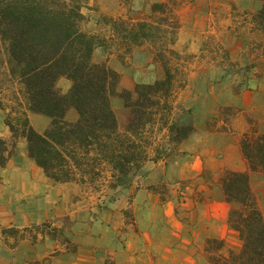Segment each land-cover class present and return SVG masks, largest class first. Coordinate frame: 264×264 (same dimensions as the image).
Wrapping results in <instances>:
<instances>
[{
    "label": "crops",
    "instance_id": "1",
    "mask_svg": "<svg viewBox=\"0 0 264 264\" xmlns=\"http://www.w3.org/2000/svg\"><path fill=\"white\" fill-rule=\"evenodd\" d=\"M122 1L102 0V6L94 13L98 14L101 10L104 14L118 16V19L127 17L129 21H133L130 13L134 17L141 16L138 11L135 15L128 12ZM140 3L144 14L149 12L167 17L169 25H173V38L169 41L171 50L197 57L190 66L187 80L183 81L186 88L191 89V96L184 103H179V107L191 112L194 132L164 159L147 161L127 186L116 191H96L89 184L59 183L48 177L29 157L26 131L20 130L12 155L0 167V228L24 229L64 218L73 225H79L73 229L75 249L70 253L52 256L44 264H105L106 260H114L118 264L124 261L137 264H189L203 241L209 238L221 240L222 234L218 232L225 229L238 239V245L233 250L237 251L240 247L237 233L227 223L230 205L224 201L218 179L224 170L245 171L246 164L239 145L230 134L212 132L206 126L212 116H217L218 105L236 102L229 100L226 103L222 97L218 99V94L201 99L196 94L192 95V92L198 87L219 90L223 86L219 78L205 74L210 68L214 69L213 64L218 62L217 56L222 48L228 53L231 62L239 66L248 65L252 76L249 82L253 90L242 92L236 97V104L250 113H261L258 105H264V30L258 25L256 15L262 9L263 2L182 0L173 4V0H140ZM242 16H245V21H241ZM235 22L238 24L236 28ZM83 27L99 36L98 30L108 28L97 17L87 20ZM110 48L109 44L96 47L91 60L96 64L105 63L119 75L117 93L133 92L137 84L164 79L162 65L149 44L134 45L128 53L115 52ZM209 50L215 56L214 60L206 58ZM186 76L187 73L184 78ZM56 87L65 94L71 82L60 78ZM110 106L116 116L118 131L125 132L131 120L129 109L124 107L118 96L110 98ZM64 119L68 123L76 122V110L68 109ZM27 122L30 128L40 134L49 128L51 118L28 113ZM11 137L5 124V113L0 109V139L10 144ZM230 152L234 155L231 156ZM204 170H208L211 180L208 182L210 187L203 188L206 198L199 204L197 226L204 232L200 241V237L193 233L192 225L187 224V219L178 221L172 211V203L167 199L178 192L177 186L182 182L186 192L188 181L196 176L199 180L198 176ZM159 186L168 189L164 201L155 191ZM213 194L216 201L211 198ZM110 195L118 197L107 208L100 210V216L92 220L93 224H88V213L92 210L90 199ZM258 201L262 203L259 198ZM215 208L222 210L220 225ZM127 214H133L134 226L128 222L130 219ZM187 215L184 213L185 217ZM113 217L120 222L114 223ZM17 263L0 249V264Z\"/></svg>",
    "mask_w": 264,
    "mask_h": 264
},
{
    "label": "trees",
    "instance_id": "2",
    "mask_svg": "<svg viewBox=\"0 0 264 264\" xmlns=\"http://www.w3.org/2000/svg\"><path fill=\"white\" fill-rule=\"evenodd\" d=\"M261 1L256 20L264 30ZM85 2L0 0V109L12 134L10 144L0 139V167L12 155L23 129L29 157L48 177L59 183L89 184L96 191H116L127 186L147 161L164 159L165 150L184 142L194 127L189 110L177 108L186 121L174 114V99L182 88L175 78L184 69L173 66L171 57L179 55L171 49L156 54L163 80L117 93L119 75L105 63L91 60L94 49L106 41L82 28L87 21L81 12ZM137 38H126V53L139 44ZM60 78L71 82L65 94L56 87ZM113 96L122 99L131 113L123 133L110 106ZM70 108L78 114L74 123L64 119ZM229 110L220 107L207 122V130L231 133L212 123ZM28 113L51 118L49 128L35 132L28 126ZM161 133L164 140L156 142ZM238 145L246 170H224L219 182L230 205L227 223L237 233L240 247L225 255L222 240L207 239L204 254L209 264H264V212L250 183L251 174L264 175V133L252 127Z\"/></svg>",
    "mask_w": 264,
    "mask_h": 264
},
{
    "label": "rangeland",
    "instance_id": "3",
    "mask_svg": "<svg viewBox=\"0 0 264 264\" xmlns=\"http://www.w3.org/2000/svg\"><path fill=\"white\" fill-rule=\"evenodd\" d=\"M102 0H86L85 7L81 10L83 16L89 20L94 19V17L98 18L103 24H106L108 28L98 30L97 34H100L99 39L106 41L105 44L111 45L110 50L115 52H126L124 50V44L126 42V38L137 35L138 43H147L149 44L156 54L170 49L169 41L173 38V25H169L167 21V17H161L159 14L152 13H143L144 9L140 7V0H123L124 8L128 9V12H133L134 15L138 11L141 13V16L136 15L131 18L133 21L127 20V17H122L123 19H118V16H110L104 14L101 10L97 14L96 11L98 7H101ZM182 0H173V4L180 3ZM104 5V4H103ZM156 6H159L157 4ZM155 7V6H154ZM88 9V10H86ZM144 14V15H142ZM245 16H242L241 21H245ZM239 21V22H241ZM82 28L87 30L86 27ZM238 27L237 22H235L234 28ZM220 53L218 57V62L213 64L214 69L210 68V70L206 71L205 74L208 77L219 78V81L223 82V86L218 88H195L192 92V95L196 94L201 99L204 97H208L210 95H217L218 99L222 97V101L227 103L229 100L234 102H238L236 97L240 96L242 92L251 91L252 83L249 80L252 78L247 68L248 65L239 66L238 64L231 62L228 56V53L225 49H219ZM175 52V51H174ZM179 56L177 58L171 57V64L173 66L178 65L177 69L180 71L184 69L183 74L177 72L175 81L176 84L182 86L179 90L178 94L175 97L176 102L174 106L176 107L174 110V114L178 118H182L186 121L187 116L185 114H179L180 111H177V108L180 106L179 103H184L186 98L191 96V89L186 88V84L183 83L184 79L187 80L188 74L191 69V64L195 61V56L176 52ZM167 58H170L166 54ZM215 56H212L211 50H209L208 56L206 58H211L209 60H214ZM208 60V62H209ZM217 69V70H216ZM215 70V71H213ZM187 73L186 78L184 75ZM187 83V82H186ZM185 85V87H184ZM220 92V93H219ZM218 105V109L220 107L230 108L228 112L223 113L221 120L218 122H212L216 129H230L231 133L230 137L234 139L237 144L239 142V138L244 132L249 131L252 127L258 133H264V105H258L261 109V113L256 115L254 113H250L246 111L243 107L237 105ZM181 108V107H179ZM256 116H260L258 118ZM214 119V116L211 117ZM226 121H229L227 123ZM227 123V125H226ZM251 124V125H250ZM165 133V132H164ZM163 138V139H162ZM164 140L163 133L158 134L156 138V142H162ZM175 150L174 147L168 148L165 150L164 156H168ZM230 155L233 156L234 153L230 152ZM200 172V171H199ZM223 175V171L220 173V178ZM199 180L197 176L193 178L191 181H188L187 184L188 190L184 191L183 182L177 186V193L173 196H169L170 199H167L172 203V211L174 215L177 217L178 221L184 222L187 219V224H191L193 227V233L197 234V237H200V241H202L204 237L203 229H199L197 226L199 220V204L204 202L206 196L204 195L203 188L210 187L208 182L211 180L210 175L208 174V170H204L200 173ZM191 182V183H190ZM250 183L253 192H255V196L257 198L258 206L262 212H264V175L261 174H251L250 175ZM155 191L159 194L160 200H165L168 192V189L164 186H159L155 189ZM118 195H110V196H101L90 199V208L88 213V224H93L92 220L99 218L102 209H105L109 206V204L117 199ZM214 201V194L211 197ZM259 200L262 201L259 204ZM212 200V201H213ZM95 208V209H94ZM230 209V208H229ZM220 208H215V214H217V219L219 225L221 224L220 219ZM224 212V210H223ZM184 213L188 215L185 217ZM130 221V225H135V218L133 214H127ZM113 217V222H120ZM191 221V222H190ZM79 226L78 224H76ZM69 222L67 218L61 219L60 221H53L50 223L43 224L41 226L28 227L24 229H18L15 227L8 228H0V249L6 254L7 257L11 259L17 260V264H44L50 257L55 256L57 254H65L70 253L75 249V240H74V227ZM131 226V227H132ZM219 229L221 227L219 226ZM218 233L222 234L221 240L223 241V253L228 255L229 252L234 251L233 249L238 245V239L229 231L219 230ZM205 242L203 241V245L201 248H197L192 262L189 264H209L206 261L204 254V246ZM105 264H118L114 260L108 261L106 260ZM120 264H137L130 263L127 261L121 262ZM143 264V263H140Z\"/></svg>",
    "mask_w": 264,
    "mask_h": 264
}]
</instances>
